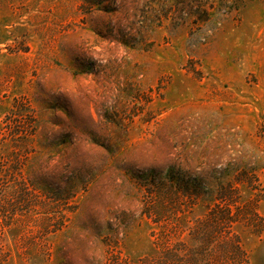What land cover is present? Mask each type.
Segmentation results:
<instances>
[{
    "label": "rangeland",
    "instance_id": "374dc122",
    "mask_svg": "<svg viewBox=\"0 0 264 264\" xmlns=\"http://www.w3.org/2000/svg\"><path fill=\"white\" fill-rule=\"evenodd\" d=\"M247 204L264 223V0H0V264H264Z\"/></svg>",
    "mask_w": 264,
    "mask_h": 264
},
{
    "label": "trees",
    "instance_id": "16d2710c",
    "mask_svg": "<svg viewBox=\"0 0 264 264\" xmlns=\"http://www.w3.org/2000/svg\"><path fill=\"white\" fill-rule=\"evenodd\" d=\"M262 126V124H261ZM252 189V188H251ZM188 192V190H186ZM218 199L220 201H227V204L229 207L225 209V211H221V214H215V213H209L207 219L205 220L207 224V229L211 230H205L202 236L203 242H206L207 244H211L214 242L216 237V228L222 227L225 224H228V227L232 224L238 221L236 218L238 213H232V209L230 208V205L233 204L231 202L230 194L224 193L220 196H218ZM245 214L247 216H244V221L247 223L246 225L251 226L255 233H261L264 230V223H256L255 219H260V215L256 212V209H253L249 204L245 205ZM243 209V210H244ZM248 210V212H246ZM242 213V209L240 210ZM239 212V213H240ZM228 213V214H227ZM230 214V215H229ZM212 227V228H210ZM220 232H222L220 228ZM199 235V234H198ZM217 246L220 249L221 255L220 260L225 261V264H241L243 262L247 261V254L242 249V246L240 244L239 240H235V242H230L228 246L222 247L220 243L217 244ZM167 259L169 260L168 264H181L180 259L179 263H176L178 261L177 254L173 252H169L167 254ZM187 261L189 264H196V257H193V253L187 257Z\"/></svg>",
    "mask_w": 264,
    "mask_h": 264
}]
</instances>
